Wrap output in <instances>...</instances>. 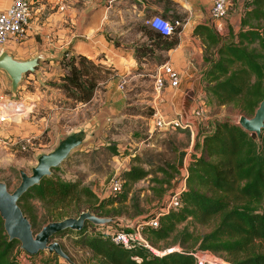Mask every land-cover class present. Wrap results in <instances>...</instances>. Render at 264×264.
I'll list each match as a JSON object with an SVG mask.
<instances>
[{
	"label": "trees",
	"instance_id": "16d2710c",
	"mask_svg": "<svg viewBox=\"0 0 264 264\" xmlns=\"http://www.w3.org/2000/svg\"><path fill=\"white\" fill-rule=\"evenodd\" d=\"M244 7L238 30L229 27L227 39L209 24L196 25L193 35L204 46L201 80L206 99L251 117L264 98V0H250ZM179 31L177 27L172 36L164 37L150 27L144 29L152 47L146 49L143 45V54L153 53V46L163 50L175 47ZM58 62L68 71L51 86L61 91L72 106L89 102L99 83L108 79L109 68L82 55H63ZM152 113L150 109L148 116ZM82 154L89 160L84 174L64 181L55 175L57 167L20 197L18 205L35 232L50 221L76 217L84 211L98 217L138 216L142 211L135 185L141 180L148 181L151 197L158 202L156 212H161L167 191L179 174L175 159L156 163L148 149L127 153L131 157L129 167L120 173L121 191L100 197L84 178L89 173L111 175L110 160L119 154L118 146L103 144ZM189 156L181 205L163 213L156 228L143 230L153 249L163 251L178 245V250L158 256L141 245H116L101 229L121 223L97 226L85 222L81 230H64L54 238L73 234L72 243L87 249L96 264H196L194 254L198 252L225 255L230 264H264V128L257 138L233 120H216L209 132L196 136ZM126 202L135 205L131 212ZM211 221L214 224L207 232L195 235L189 231L190 223L208 225ZM60 246L65 251L63 244ZM21 253L19 242L8 240L0 218V264H21L17 260Z\"/></svg>",
	"mask_w": 264,
	"mask_h": 264
},
{
	"label": "crops",
	"instance_id": "0c3cea01",
	"mask_svg": "<svg viewBox=\"0 0 264 264\" xmlns=\"http://www.w3.org/2000/svg\"><path fill=\"white\" fill-rule=\"evenodd\" d=\"M248 1L250 0H229L227 16L210 22V0H32L31 20L26 37L21 41H9L3 51L19 60H27L40 50L63 53L66 56L82 55L95 63L111 67L115 75L100 84L102 89H96L89 102L72 106L71 101L57 88L52 90L42 84L48 78L59 79L64 75L58 60L42 64L39 75H34L31 91H21L24 77L18 90L21 96L17 95L15 101L8 100L7 103L4 93L10 89V81L0 71V106L10 108L18 105L25 108L19 119L7 121L0 127V138L31 141L42 134L49 136L56 130L69 128L67 123L75 120L78 114L83 117L85 110H89L94 102H105L106 109H92L90 118L85 119L92 120L98 126L90 139L92 140L97 131L107 126L108 122L121 118V110L125 105V87H119L121 78L131 75L129 79L126 78L127 83L139 75L134 73L138 69L151 71L163 63H168L179 75L178 85L175 88L165 87L158 101L151 94L150 108L157 109L166 118L178 116L183 120H191L195 127V131L189 136V147H192L194 134H198L195 125L198 119L190 117V112L204 103L203 98V101L206 100L201 82L204 46L193 35V29L198 24H209L219 35H226L229 27L237 31L245 3ZM11 2L12 0H0V7L6 9ZM155 14L170 20H175L176 17L182 26L177 34L178 42L175 47L163 50L153 46L154 56L149 58L141 50L143 45L152 47L143 31L149 28L146 22ZM162 59L163 62H160ZM207 107L208 105L205 111ZM38 110H43L44 114L37 115ZM210 122L207 120L201 124L208 126ZM52 142L51 138L50 143ZM118 151L119 154L113 158L114 171L129 167L131 155H123L119 146ZM191 151L192 149L189 155ZM189 155L185 153L184 157L178 156V169L187 166ZM98 185L100 188L102 182L99 181ZM107 190L108 188L105 189V196ZM27 264L31 263L27 261Z\"/></svg>",
	"mask_w": 264,
	"mask_h": 264
},
{
	"label": "rangeland",
	"instance_id": "374dc122",
	"mask_svg": "<svg viewBox=\"0 0 264 264\" xmlns=\"http://www.w3.org/2000/svg\"><path fill=\"white\" fill-rule=\"evenodd\" d=\"M162 18L170 21V19L164 17ZM146 24L149 26L148 22H146ZM220 36L222 38L227 39L228 33L226 35H220ZM150 43L151 42H149V44ZM147 48L148 47H146V49ZM141 50L142 53L145 52L143 51V48H141ZM153 51L154 49L152 50V52ZM153 54L154 52L153 53L147 52V56L149 58H153L154 56ZM154 59L156 60L157 57H154ZM64 62L66 63V60ZM60 67L64 71V75H65V73L68 71V67L62 65H60ZM107 68L110 69L107 75L109 79L115 75V71L111 70V67H107ZM57 70L58 67L56 68V71ZM154 71L155 70L141 71L138 69L134 72L135 74H139V75H137L136 78L129 80V82H127L124 86L125 89L123 90V93L125 95L124 96L125 105L121 110V118H119V120L117 121L113 120L108 122L107 126L97 131V133L95 134L92 140L83 144L79 149L73 152V154L69 157V159L65 161L57 170L54 171L56 176L60 177L64 181L75 180L80 175L88 171L89 160L85 158L82 153L91 150L95 147H98L100 145L109 144V143H115L117 146H119V148L121 149L120 152L123 153V155H126L127 153H131V152L141 153L146 149H148V154L151 155V158L156 163L161 159L177 160L178 156L184 157L185 153L189 155V152L192 149V147H189V143H190L189 136L191 135L189 134L190 132L189 133L181 132V130L179 129L173 130L172 132H161L160 130H155L152 128L151 120H150L151 117L148 116V111L151 109L150 99H151V88H152V75ZM46 72L49 73V70H47ZM130 77L131 75L127 76V79H129ZM33 78H34V74L27 73L25 75L23 90H21L22 92L24 91L27 92L32 90L31 83H33ZM201 79H202V74H201ZM58 81H59L58 78L57 79L48 78L47 80L42 82V84L49 89L55 90V88L50 85L51 83H56ZM106 81L107 80L101 81L97 89L99 88L98 90H101L102 85L100 86V84L105 83ZM202 89H203V83H202ZM4 95H5L4 99L6 103L9 102L8 100H11L10 91L8 90L7 92L4 93ZM17 95H19V93H17ZM203 99L202 102L204 103H201L199 105H202V108H204V116L196 118L198 120H196V124H195L197 126L196 128L199 135L209 132L212 128V123H214L216 120L229 119L237 122L239 116L242 115L236 109L227 106H217L209 99L208 101L206 97H205L206 99L205 101H203ZM206 105H208V107L207 110L205 111ZM103 107L104 109H106L107 103L97 102V101L94 102L93 106H91L89 110L87 111L85 110V112L83 113L84 114L83 117H81L78 114L75 120H72L69 123H67L69 128L62 129L61 131L56 130L54 133L49 134V136L46 134H42L37 139L34 140L32 139L30 144L27 145L25 150H19V149L16 150L15 147H9L7 145L0 144V182L2 181L7 183L10 191L14 190V188L20 182V176L18 172L19 170H22L30 174L31 167L34 166L36 163L35 156L38 153L48 152L54 147V145L56 144V140L59 136L68 134V131L70 133L73 130H75V128L83 126L85 123L92 121V120L85 121V119L90 118L92 109L93 110L95 109L97 111V109L99 108L102 109ZM21 108L25 109L23 107H19V109ZM130 112H134V114L136 115H131ZM43 114H44L43 110H38L37 115H43ZM207 120L211 121L208 126L201 124L203 121L205 122ZM8 129L11 128L9 127ZM193 129H195L194 126ZM13 135L17 137L20 136L17 134H13ZM197 135L196 133L194 134V141L196 140ZM51 138L53 140L52 143H50ZM188 158L190 160V157ZM110 165L114 167L115 162L113 161V159L110 160ZM113 173L114 170L112 174ZM111 175L99 176L89 173L88 175L85 176L84 183L89 185L91 188H95L97 191L94 189L93 190L100 197H103L105 196L104 193L105 189L108 188V181ZM94 176L100 178V180L95 178ZM99 181L102 182V186L100 188L98 185ZM147 187H148L147 180H141L135 185V189L138 194L137 204L139 205V208L142 212L140 215L134 216L133 218H127L123 216V218L127 221L130 220L134 221L131 227L138 221L145 219V217H150V215L151 216L154 215L156 212V208L158 207V202L152 199L151 194ZM126 205L130 212L133 210L135 206L134 204L131 205V202H126ZM213 224L214 221H211L208 225L190 223V225L188 224V228L189 231H193L195 235H200L204 232H207L213 226ZM182 226L183 225H181L180 228ZM112 227L126 228L122 223L113 224ZM73 237H74L73 234H69L68 236L56 237L53 240L63 244L65 250L64 252L68 255L69 259L73 264H96L97 262L96 258H94L87 249L72 243L71 239ZM162 244L164 243H161V245ZM262 246L264 247V244H262ZM178 247H179L178 245H175L168 249H178ZM154 250L156 252H162L156 250L155 248ZM197 254L210 255L213 258H215L219 264H230L229 258L225 255L216 256L208 252H198ZM26 261L30 262L31 264H37V263L68 264L64 259L58 256L57 257L52 256L47 252H40L36 255V258L34 257L32 259H26Z\"/></svg>",
	"mask_w": 264,
	"mask_h": 264
},
{
	"label": "water",
	"instance_id": "95a60500",
	"mask_svg": "<svg viewBox=\"0 0 264 264\" xmlns=\"http://www.w3.org/2000/svg\"><path fill=\"white\" fill-rule=\"evenodd\" d=\"M63 53L40 50L27 60L15 59L7 51L0 53V71H3L10 81V99H15L25 75L31 73L39 75L42 64L61 59ZM237 124L245 131L254 133L257 138L261 136L264 128V98L260 101L251 117L240 115ZM98 128L93 121L57 138L56 144L48 152L38 153L35 156V165L31 167L30 174L19 170L20 182L10 191L5 182H0V218L8 240H17L19 248L28 256L40 252L53 253L64 259L68 264H73L68 255L62 250L60 243L53 240L54 236L64 230H81L85 222L94 225H107L122 223L126 228L131 227L134 221H127L123 217H98L90 211H84L76 217H67L59 221H50L35 232L27 216L18 205L20 197L30 188L39 184L52 170L60 167L70 154L87 143Z\"/></svg>",
	"mask_w": 264,
	"mask_h": 264
},
{
	"label": "built area",
	"instance_id": "2783aa9c",
	"mask_svg": "<svg viewBox=\"0 0 264 264\" xmlns=\"http://www.w3.org/2000/svg\"><path fill=\"white\" fill-rule=\"evenodd\" d=\"M210 22L224 19L228 13V1L229 0H210ZM31 4L32 0H12L10 6L6 9L0 7V53L4 50V46L11 40L21 41L26 37L28 32L29 23L31 20ZM149 27L154 29L160 35L164 37H170L174 34L177 27H181L180 20H165L159 15L150 17L147 21ZM126 78L122 77L119 82V87L124 88L126 84ZM179 75L176 70L168 63L161 64L152 75V88L151 94L155 101L161 99V93L165 87L175 88L178 85ZM18 96L16 97V99ZM12 100V99H11ZM12 101H15L13 99ZM22 106H0V127L10 120H17L20 118L24 109H19ZM204 115V108L202 105H197L191 112L190 117H202ZM151 125L155 130L163 129H179L188 130L190 134H193V124L188 120H183L178 116L166 118L160 114L157 109L153 110L151 116ZM30 140H22L17 138L1 139L0 144L7 145L9 147H15L16 150H25L27 145L30 144ZM121 171H114L108 181V195H114L121 191L122 179L120 176ZM187 167L182 166L179 169V174L176 176L172 187L165 196L164 204L159 209L161 212H155L153 217L149 219H142L135 223L130 228H114L106 227L101 229L102 233L107 236L114 244L129 248L133 245H141L147 248L155 255L161 256L164 253H168L172 250L178 249H165L162 252H156L148 244L146 238L143 235L145 227L156 228L158 226L159 217L163 213H168L177 209L181 205V195L186 186ZM196 258V264H219L215 258L210 255L194 254ZM27 255L23 252L17 257V260L21 264H27Z\"/></svg>",
	"mask_w": 264,
	"mask_h": 264
}]
</instances>
